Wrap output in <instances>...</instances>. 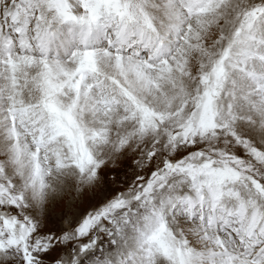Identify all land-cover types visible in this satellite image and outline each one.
Masks as SVG:
<instances>
[{
  "label": "snow or ice",
  "instance_id": "obj_1",
  "mask_svg": "<svg viewBox=\"0 0 264 264\" xmlns=\"http://www.w3.org/2000/svg\"><path fill=\"white\" fill-rule=\"evenodd\" d=\"M0 264H264V0H0Z\"/></svg>",
  "mask_w": 264,
  "mask_h": 264
}]
</instances>
